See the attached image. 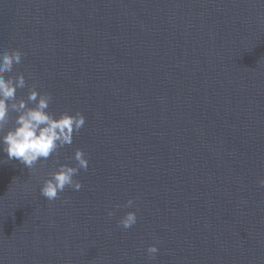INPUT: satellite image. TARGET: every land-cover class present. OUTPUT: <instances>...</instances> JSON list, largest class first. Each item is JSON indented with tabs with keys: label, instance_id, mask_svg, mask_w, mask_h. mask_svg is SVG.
I'll list each match as a JSON object with an SVG mask.
<instances>
[{
	"label": "water",
	"instance_id": "1",
	"mask_svg": "<svg viewBox=\"0 0 264 264\" xmlns=\"http://www.w3.org/2000/svg\"><path fill=\"white\" fill-rule=\"evenodd\" d=\"M6 49L89 167L48 201L0 151V264H264V0H0Z\"/></svg>",
	"mask_w": 264,
	"mask_h": 264
},
{
	"label": "clouds",
	"instance_id": "2",
	"mask_svg": "<svg viewBox=\"0 0 264 264\" xmlns=\"http://www.w3.org/2000/svg\"><path fill=\"white\" fill-rule=\"evenodd\" d=\"M23 53L18 49L0 51V151L7 154L8 160H17L28 170L33 171L36 165L48 160L53 155L57 157V167L48 173V177L40 189V195L48 201H54L59 194L70 187L79 191L83 185L75 177L81 169L87 171L89 159L83 149H76L73 159L75 165L59 162V150L71 145L75 134L86 124V117L81 112L70 114L63 112L57 118L48 111L52 96L41 92L33 84L27 97H18V89L27 86L23 72L12 75L14 65L22 62ZM15 113L14 126L8 125ZM264 187V179L259 180ZM67 202V201H66ZM134 204L133 199L127 201V206ZM115 213L109 212L111 217ZM124 229H129L137 223V215L129 211L118 221ZM151 258L159 252L156 244L147 248Z\"/></svg>",
	"mask_w": 264,
	"mask_h": 264
}]
</instances>
